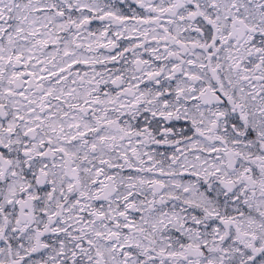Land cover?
<instances>
[{
    "label": "snow or ice",
    "instance_id": "6c2138e0",
    "mask_svg": "<svg viewBox=\"0 0 264 264\" xmlns=\"http://www.w3.org/2000/svg\"><path fill=\"white\" fill-rule=\"evenodd\" d=\"M0 264H264V0H0Z\"/></svg>",
    "mask_w": 264,
    "mask_h": 264
}]
</instances>
